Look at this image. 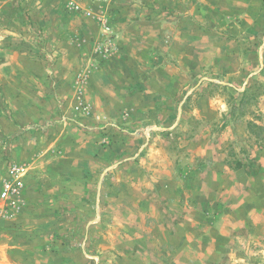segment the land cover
Returning a JSON list of instances; mask_svg holds the SVG:
<instances>
[{"label":"rangeland","instance_id":"rangeland-1","mask_svg":"<svg viewBox=\"0 0 264 264\" xmlns=\"http://www.w3.org/2000/svg\"><path fill=\"white\" fill-rule=\"evenodd\" d=\"M216 4L236 0H0V190L10 163L27 171L24 205L0 199V242L18 245L1 264H66V247L87 264H264V143L248 132L264 122V7L212 30ZM220 40L235 75L205 67L157 90V57ZM120 71L133 76L116 92ZM38 135L32 168L16 152Z\"/></svg>","mask_w":264,"mask_h":264},{"label":"crops","instance_id":"crops-1","mask_svg":"<svg viewBox=\"0 0 264 264\" xmlns=\"http://www.w3.org/2000/svg\"><path fill=\"white\" fill-rule=\"evenodd\" d=\"M206 7H208L207 4H206ZM263 7H264V0H236L235 7H233L231 10L233 13H239V16L241 18L238 19V23L241 24V21H242V24L246 25L247 21H248L247 15L250 13H252V15H253L252 17L260 16V14L263 15ZM210 8H212V9L211 10L208 9V11L206 10V12L208 13L211 21L214 23L212 30H226V29L232 28V26H235L236 22L233 20L232 17L229 16V13H232L229 7L224 9L223 11H222L221 7H217V4L214 7H210ZM214 10H215V12H213ZM221 12L224 14L223 17L219 16V14ZM249 23H251V22L249 21ZM197 27L198 26L193 27L194 34L192 33L193 35L189 36L190 39H196L198 37H201V35L199 33L202 31L200 30V28L197 31L196 30ZM242 27H246V26H242ZM208 34H210V35H208ZM217 34L221 35V33H219V31L218 32L207 31L206 34L204 33V35H202V37H209V36L213 35L215 38H218ZM224 42H225L224 40H220L216 44L213 43L214 46L212 45V53H209V54L204 53L203 55H200L194 51H189V53H187V54H189L192 57H186L184 52H182V55L180 57H157V61L159 63V67H158L159 68L158 69L159 78H161V80H163L162 81L163 84L159 85L157 90H159L160 92L166 93V94H170V95L171 94H177L182 90L183 87L190 86L194 80L195 75L202 68H205V67H212V68L219 70V71H226V73L229 75H235L233 73V64L232 65H223L222 64L223 59L232 58V57H226L227 54L222 52V48L226 49V46L223 45ZM251 57H254V56H251ZM123 58H125V57H123ZM129 58L130 57H126V62L132 61V58L130 60H128ZM138 59L140 61H143L146 59V57H138ZM166 62L170 63L169 64L171 66L170 71L168 68L169 66H166V64H165ZM141 67L143 68V66H141ZM128 71H130V69ZM234 71H236V70L234 69ZM236 72H238V71H236ZM129 74L130 73H126V75H125L121 71L116 73V74L115 73L111 74L109 83H110L111 88L114 89L113 91L119 92L118 87L121 90V87L124 86V82L120 81V83H118L117 79L118 78H124V77L129 78ZM130 76L132 77L133 75L130 74ZM95 77H97L98 79H102V81L104 80V82L107 83L108 74L105 70L102 69L99 73L96 74ZM126 83L129 84L128 82H126ZM102 87H105V85L103 84ZM197 110L202 115H205L209 118H217L219 115L218 107L211 106L210 104H208V101L206 98L200 99V101L198 103ZM49 137L50 136H44L43 137V136L38 135L35 138V140H29L28 142L25 140L24 142L28 143L27 148H25V151H23L24 149L22 147H21V149H18L16 152V157L18 159H20L21 161L22 160H29V161L33 160L29 166L34 168V166H37L39 159H35V158L32 159L35 156V154L33 153L34 151L32 150V148H29V147L31 145L33 146L34 143H37V142L39 145H44V147H45L48 143ZM53 142L54 141H50V144H52ZM50 144H48V146ZM47 164H49V163H47ZM47 164H46V166L50 169L51 166H49ZM65 168H66V166L60 165L59 166L60 172L66 174ZM30 170H29V172H30ZM30 177L31 176L29 175L28 178H30ZM60 179H62L63 181H66V177L60 178ZM17 247H18V245H16V243H11V242L1 243L0 242V262L4 258H6L8 260V262L12 263L14 261V258H11L10 255L16 254ZM74 249H76V248H74ZM70 250H71V248L66 247V264H87L84 260H82L83 258H81V251L80 250H82V248L78 247L76 250H74V252L76 254H78L80 257H78L73 262L68 260V257H70V255H69Z\"/></svg>","mask_w":264,"mask_h":264},{"label":"built area","instance_id":"built-area-1","mask_svg":"<svg viewBox=\"0 0 264 264\" xmlns=\"http://www.w3.org/2000/svg\"><path fill=\"white\" fill-rule=\"evenodd\" d=\"M26 167L18 163H10L2 179L0 199L5 207L20 209L24 205Z\"/></svg>","mask_w":264,"mask_h":264},{"label":"trees","instance_id":"trees-1","mask_svg":"<svg viewBox=\"0 0 264 264\" xmlns=\"http://www.w3.org/2000/svg\"><path fill=\"white\" fill-rule=\"evenodd\" d=\"M261 118H256V120H251L248 122V132L255 134L257 137V144L262 145L264 143V122L259 123L257 120ZM244 165V160L240 158H235L234 163H232V168L239 169Z\"/></svg>","mask_w":264,"mask_h":264}]
</instances>
